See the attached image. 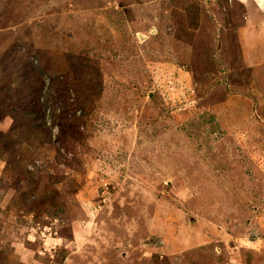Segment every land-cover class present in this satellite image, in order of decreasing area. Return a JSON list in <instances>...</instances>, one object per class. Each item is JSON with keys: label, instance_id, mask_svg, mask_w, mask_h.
Instances as JSON below:
<instances>
[{"label": "rangeland", "instance_id": "374dc122", "mask_svg": "<svg viewBox=\"0 0 264 264\" xmlns=\"http://www.w3.org/2000/svg\"><path fill=\"white\" fill-rule=\"evenodd\" d=\"M0 264H264V0H0Z\"/></svg>", "mask_w": 264, "mask_h": 264}, {"label": "trees", "instance_id": "16d2710c", "mask_svg": "<svg viewBox=\"0 0 264 264\" xmlns=\"http://www.w3.org/2000/svg\"><path fill=\"white\" fill-rule=\"evenodd\" d=\"M77 63L80 66L79 71L76 72V71H74L72 69V72L73 73H76V74L79 72L78 74L80 75V79L82 80L81 86L87 85V86L91 87L92 86V82L94 80L91 78L92 74L89 73V69H91V68L94 67V63L93 62H89L88 60H86V62H83L82 61V62H77ZM90 72L93 73V71H90ZM95 84H96V82H95ZM78 94H79L78 97H80V96L81 97H85V96L87 97V96H89V95H87L85 93V91H83L82 88L80 89V91L78 92Z\"/></svg>", "mask_w": 264, "mask_h": 264}]
</instances>
